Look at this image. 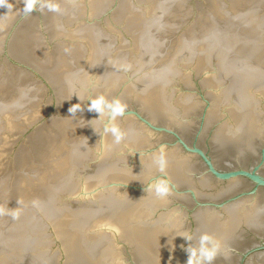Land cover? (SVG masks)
Instances as JSON below:
<instances>
[{
  "label": "clouds",
  "instance_id": "9594fccd",
  "mask_svg": "<svg viewBox=\"0 0 264 264\" xmlns=\"http://www.w3.org/2000/svg\"><path fill=\"white\" fill-rule=\"evenodd\" d=\"M38 7L41 9L46 8L50 12L60 11L59 5L55 3V0H23V12L26 14L33 13ZM0 8H5L7 11H10L13 8V5L9 3V0H0ZM125 107L126 106L118 99L108 102L104 96H98L89 100L88 111L98 113L99 117H108V123L105 124L103 131L105 134L110 133L114 138V142L117 144L123 140L125 134L115 124V121L117 117H122L125 114ZM79 110H81L79 103L72 105L68 109L71 114H74ZM158 164L159 169L162 172L165 166L162 156L159 158ZM149 190H154L158 197H165L170 193L169 185L163 179L150 184ZM0 214H4V210L2 208H0ZM17 214L18 213L14 212L13 218H16ZM185 239H190V237ZM218 247V244L213 242L209 235H202L200 237V247L198 249L192 248L187 251V264H211L217 254Z\"/></svg>",
  "mask_w": 264,
  "mask_h": 264
}]
</instances>
